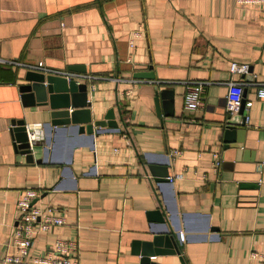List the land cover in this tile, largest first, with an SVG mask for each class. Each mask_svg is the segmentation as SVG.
Returning <instances> with one entry per match:
<instances>
[{
  "label": "crops",
  "instance_id": "obj_1",
  "mask_svg": "<svg viewBox=\"0 0 264 264\" xmlns=\"http://www.w3.org/2000/svg\"><path fill=\"white\" fill-rule=\"evenodd\" d=\"M136 30L142 35L132 40ZM232 61L248 64L251 78L231 76ZM38 62L86 82L92 120L112 108L117 127L92 136L83 128L45 132L48 106H25L20 91ZM230 79L243 82L242 98L252 102L238 149L222 142V123L236 114L225 108ZM191 81L204 82L196 111L183 108ZM263 83L264 5L0 0V264L25 188L40 189L35 205L65 219L34 236L30 257L61 238L78 241L79 264H145L134 243L172 231L183 234L181 253L153 255L154 264H250L252 250L264 252ZM162 89L173 92L174 116L156 103ZM20 119L42 131L33 148L40 162L16 149L12 121ZM165 169L172 180L159 183ZM153 210L164 222L150 218Z\"/></svg>",
  "mask_w": 264,
  "mask_h": 264
},
{
  "label": "water",
  "instance_id": "obj_2",
  "mask_svg": "<svg viewBox=\"0 0 264 264\" xmlns=\"http://www.w3.org/2000/svg\"><path fill=\"white\" fill-rule=\"evenodd\" d=\"M151 69V67H149ZM74 69L73 67L70 68ZM146 73V74H145ZM250 73V68L248 69ZM137 76L148 77L154 79L153 74L149 72H138ZM251 74H247L246 79H250ZM26 84L20 86L22 92V100L25 106H48V118L43 124L45 132H57L84 129V133L92 136L95 132L104 130L105 127L116 128L114 110L110 108L106 111L103 120H92L90 116L91 100L89 99V89L86 82H77L75 80L68 81L64 76L49 74L43 71L29 70L25 74ZM172 90L162 89L156 93V103L159 98L162 99L161 104L164 107L165 116H174ZM243 103L239 111L232 117L223 121L222 142L223 148L242 147L239 131L240 126L245 124V116L243 115ZM14 128L11 134L14 139L16 149L25 156L27 162H33V148H30L27 142L26 124L24 119L12 121ZM82 125V126H81ZM40 162V159L35 160ZM155 170H152L153 173ZM156 181L159 183L168 181L167 169L161 174H156ZM167 177V178H166ZM151 219L164 222V215L160 210L149 212ZM179 233L169 231L164 234H155L149 241H136L134 243V252L140 254L141 260L145 264H154L151 260L153 255L177 253L180 254ZM182 264L184 261L182 260Z\"/></svg>",
  "mask_w": 264,
  "mask_h": 264
},
{
  "label": "built area",
  "instance_id": "obj_3",
  "mask_svg": "<svg viewBox=\"0 0 264 264\" xmlns=\"http://www.w3.org/2000/svg\"><path fill=\"white\" fill-rule=\"evenodd\" d=\"M239 7L255 8L264 5V0H234ZM142 35L141 30L132 33V40ZM131 42V40H130ZM32 69L61 75L62 72L46 68L42 62L31 66ZM249 65L232 61L229 64L230 75L247 74ZM67 80L73 79V75H63ZM204 82L191 81L186 82L183 108L187 111H196L202 106V92ZM93 89V86H91ZM243 93V82L230 79L226 94V111L229 114L237 113L241 107ZM257 98L264 99V83L256 90ZM252 105L251 101L243 103V110ZM27 142L30 148L43 139L42 131L39 128H26ZM220 166V160L217 158L214 167L217 170ZM168 180H172L168 177ZM41 190L34 188H25L19 192L16 209L18 216L12 228V233L8 245L11 252L2 260L1 264H79L78 253L79 243L77 240H64L57 238L51 247V250L44 256L30 257L29 251L34 236L38 232H45L55 226L65 223V219L59 214V209L47 206L45 209L35 205V201L40 197ZM180 241H183V234H179ZM250 264H264V252L252 250L249 254Z\"/></svg>",
  "mask_w": 264,
  "mask_h": 264
}]
</instances>
